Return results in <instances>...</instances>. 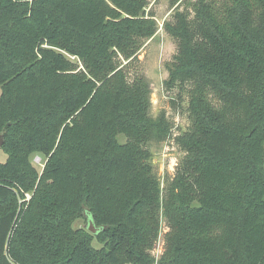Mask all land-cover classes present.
<instances>
[{"label":"trees","instance_id":"1","mask_svg":"<svg viewBox=\"0 0 264 264\" xmlns=\"http://www.w3.org/2000/svg\"><path fill=\"white\" fill-rule=\"evenodd\" d=\"M145 3L0 0V264H264V0H188L164 23L189 126L163 187L146 143L171 124L129 73Z\"/></svg>","mask_w":264,"mask_h":264},{"label":"rangeland","instance_id":"2","mask_svg":"<svg viewBox=\"0 0 264 264\" xmlns=\"http://www.w3.org/2000/svg\"><path fill=\"white\" fill-rule=\"evenodd\" d=\"M188 0H145V17L151 18L156 25L154 34L146 39L136 52V57L129 66L130 75L139 74L148 84L149 93V116L152 120L163 113L171 124L170 131L165 134L157 128H152L147 140V147L151 153V164L155 176L165 185V181L172 177L176 165L183 156L181 146L177 142L180 129L189 126L186 106L187 97L184 91L178 98V88L165 90L163 81L167 77L165 63L172 59L177 50V39L171 36L165 29L164 23L172 19L176 10L186 6ZM124 64L125 61H122ZM172 99L181 102L180 106L172 107ZM2 141V137H1ZM5 153L0 148V162L5 160ZM30 160L40 170L45 158L37 153H32ZM87 219L80 218L74 223L75 227H86ZM162 228H165L162 222ZM164 230L162 231V233ZM94 247H100L96 240L92 242ZM162 251V237H160L153 254L156 258ZM130 264V263H126Z\"/></svg>","mask_w":264,"mask_h":264},{"label":"water","instance_id":"3","mask_svg":"<svg viewBox=\"0 0 264 264\" xmlns=\"http://www.w3.org/2000/svg\"><path fill=\"white\" fill-rule=\"evenodd\" d=\"M0 146H1V136H0ZM86 217H87V224H86V228L89 232L91 233H96L97 229L96 227L94 226L93 222H92V219L88 217V215L86 214Z\"/></svg>","mask_w":264,"mask_h":264},{"label":"built area","instance_id":"4","mask_svg":"<svg viewBox=\"0 0 264 264\" xmlns=\"http://www.w3.org/2000/svg\"><path fill=\"white\" fill-rule=\"evenodd\" d=\"M27 197H29V195L27 194Z\"/></svg>","mask_w":264,"mask_h":264}]
</instances>
